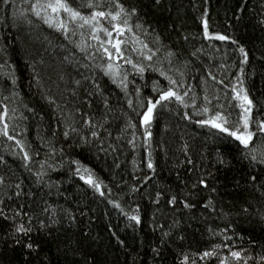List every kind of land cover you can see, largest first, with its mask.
Listing matches in <instances>:
<instances>
[{
    "label": "trees",
    "instance_id": "obj_1",
    "mask_svg": "<svg viewBox=\"0 0 264 264\" xmlns=\"http://www.w3.org/2000/svg\"><path fill=\"white\" fill-rule=\"evenodd\" d=\"M142 5L141 20L144 30L149 34H142L144 30L140 29L136 30V34L154 49L159 46L156 43V35L159 34L165 45L180 54V61L190 60L192 70L188 72L186 83L201 96L203 86L200 78L206 75L207 69L210 68L218 79L224 78L231 85L236 83V76L239 75L240 59L237 46L230 41L209 42L202 38L201 18L209 20L212 31L238 40L250 51V62L244 65L245 86L264 111V60L261 59L264 53V25L258 22L264 19V8L261 7L264 0H164L163 6L159 8L152 7L150 0H142ZM27 8L25 0H13L12 7L7 10L0 5V110L7 105L9 111L6 122L9 133L22 140L30 153L39 150L40 155L31 162L24 161L15 141L0 135V157H3V161H0V175L6 178L7 183L23 180L25 191L38 193L34 198L22 196L7 201L12 209L18 204L30 203L31 199L38 203L47 200L54 208L62 206L70 209L76 214L77 223L69 226L67 220H64L59 225H54L51 237L46 238L42 245L43 251L39 258H28L26 253H14L10 248L5 250L0 244V264H26V259L31 264H40L41 259H46L50 264H69L79 257L71 254L65 257L61 251L64 248L62 241L66 238L75 241L81 232L90 233L84 249L90 253L89 258L94 259V264H181L185 254L190 258L188 264H193V261L196 264H218L214 259L200 260L199 254L210 249L213 244L223 242L225 234L213 235L209 232V227L219 233L226 226L229 227L226 235L232 236L230 243L237 246L233 250L247 249L246 255L256 258L264 255V219H261L264 216V199L257 198L258 193H254L248 186L235 188L225 181V175L230 181L233 175L238 174L239 164L231 172L217 173L218 180L214 183L220 188V192L213 194L218 201L216 213L204 210L199 202L191 211L184 209L181 203H177L175 207L166 203L170 195L187 191L185 185L190 186L196 178V173L191 172L190 166L183 163L185 156L181 148L185 142L190 145V154L197 162V168L203 163L205 168L213 172L215 169L211 167V162L217 150L228 153L230 158L235 145L214 141L211 138L214 130L183 120L176 112V105L171 106L172 111L158 109L149 129L152 137L145 140L144 128L139 124L136 113L127 107L124 93L99 71L95 72L96 79L104 86V94L110 97L113 111L108 113V122L104 124V128L96 129L101 132L102 139L94 140L90 135L91 130L84 127L74 111L79 107L93 116L95 121L104 123L106 110L101 98L89 97L84 87L77 89L74 83L75 80L83 79L82 73L91 76L92 71L81 67L86 62L82 54L59 32L34 17L31 24L12 18L21 17V13ZM241 8L244 10L240 11ZM83 33V39L94 43L87 28ZM130 35L126 33L124 39L127 40ZM184 36H188L189 40L185 41ZM71 39L79 42V31ZM210 44L215 47H210ZM201 47L203 51L196 56L191 55ZM217 48L219 51H216ZM66 56L69 57L68 60H65ZM158 56L163 58V52L158 53ZM221 64L226 65V69L220 68ZM157 78V74L152 72H146L143 80L139 76L129 77L130 80H136V87L147 83L148 87L142 88L144 96L151 95V81ZM13 80L15 84L12 83ZM208 86L211 91V81ZM85 87L92 90L90 84L86 83ZM73 89L77 92L75 97L72 96ZM216 89L220 95L219 102L227 106L231 95L225 97L220 85H216ZM129 91H133L132 85L129 86ZM49 95L56 99L60 108L48 102L45 97ZM5 96L9 99L5 100ZM84 100H90L92 106L89 108L83 103ZM69 111L75 116V126L80 129V134L73 133L66 140L63 132L67 130V124L72 122ZM137 111L141 110L137 108ZM180 111L182 113L185 110ZM129 118L137 124L135 147L128 143L133 139L132 130L121 133ZM2 126L3 123L0 122V127ZM53 131L56 132L55 136L52 135ZM81 136H87L91 143L83 144ZM118 136L121 137L119 140ZM46 141H51L56 149L51 157L48 155ZM41 144L44 147H40ZM101 144L107 152L100 150ZM109 145L116 150L113 151ZM257 146L259 147V142ZM149 158L155 165V171L146 166ZM44 160L58 169H48L50 182L56 185L51 189V195H45L48 189L43 185L39 188L35 186L32 174L40 168L39 162ZM71 160H79L93 168L105 184L113 189V197L110 198L120 199L126 211L129 205H139L143 227L136 226L135 230L127 228L128 221L119 210L83 185L74 175L75 166L70 165ZM25 164L31 167L32 172ZM117 164L119 167H116ZM200 171L203 172L204 169ZM49 177H45V180H49ZM148 177L151 179H147ZM117 184L121 187L117 188ZM130 186L140 187V191L132 193ZM157 191L164 193L159 205L153 203ZM6 192L11 194L7 187H0V199L6 200ZM201 195L207 196L208 193ZM249 203L252 205L249 213H241V207ZM81 209L87 213L86 216L80 215ZM174 221L179 223L174 224ZM159 225L164 227L161 229ZM9 227L8 222L0 219V233ZM112 231L117 232L125 241V246L117 244L111 235ZM163 232H171V235L163 238L166 242L162 244ZM181 235L183 240L179 239ZM154 248L159 249V255L153 251ZM227 254L226 249L221 250V256ZM249 264H255V260H250Z\"/></svg>",
    "mask_w": 264,
    "mask_h": 264
},
{
    "label": "snow or ice",
    "instance_id": "obj_2",
    "mask_svg": "<svg viewBox=\"0 0 264 264\" xmlns=\"http://www.w3.org/2000/svg\"><path fill=\"white\" fill-rule=\"evenodd\" d=\"M25 2L28 4V8L21 13V17L13 16L12 18L14 20L21 19L22 22L31 24L33 22L32 17H34L59 32L65 40L74 44V48L82 54L86 62L81 67L92 71L91 76L82 73L83 79L75 80L74 83L77 89L84 87L89 97L98 96L101 98V103L106 110L104 123L95 121L93 116L83 112L79 107L75 108L74 111L80 117L84 127L91 130L90 135L94 140L102 139L101 132L96 129L104 128V124L108 122L106 119L108 113L113 111L110 97L104 94V86L96 79L95 72L99 71L103 77H106L124 93L127 107L136 113L139 117V124L144 128L145 140H150L152 137V132L149 129L158 109L172 111L171 106L176 105V112L181 115L183 120L202 128L207 127L214 130L211 137L214 141H219L221 144L235 145L230 158L228 153L217 150L211 162V167L215 169L213 172L205 168L203 163L197 168V162L190 154V145L185 142L181 148L185 156L183 163L190 166L191 172L196 173V178L192 180L190 186L185 185L187 191L170 195L166 200L168 205L175 207L177 203H181L184 209L191 211L197 207V202H199L204 210L216 213L218 201H216L213 194H219L220 192V188L214 183L218 180L217 173L231 172L237 169V164L240 165L238 174L233 175L230 181L229 177L225 175V181L230 182L235 188L248 186L254 193H258L257 198L264 199V111L251 97L248 88L245 86L244 65L250 62V51L241 45L238 40L232 39L226 34L212 31L209 20L204 17L201 18L202 38L209 42L230 41L237 46L236 51L240 57L239 75L236 76V83L227 84L224 78L218 79L209 68L206 70V75L200 78V83L203 86V95L201 96L195 93L193 88L186 83L188 72L192 70L190 60L180 61V54L172 50L170 46L165 45L159 34L156 35V43L159 46L155 49L136 34L137 29L144 30V23L141 20L142 0H134V2L133 0H25ZM12 3L13 0H0V5L5 10L12 7ZM163 3L164 0H150V5L155 8L162 7ZM261 7L264 8V5H261ZM243 10V8L240 9V11ZM258 22L264 25V19H260ZM85 28L88 29V35L94 43H89L88 40L83 39ZM78 31L81 39L76 42L71 37L76 36ZM126 33L131 34L127 40L124 39ZM142 34L148 35L149 33L144 30ZM183 39L188 41L189 37L184 36ZM192 39H196V37H192ZM209 46L215 47L213 44ZM201 51H203V47L197 48L191 55L196 56ZM216 51H219V49L217 48ZM161 52H163V58L158 56V53ZM68 59L69 57L66 56L65 60ZM261 59L264 60V53H262ZM125 65L129 67L126 68ZM219 67L226 69L227 66L221 64ZM146 72L156 73L158 77L151 81V95L148 96L142 94V88L148 87L147 83L141 87H136V80L129 79L130 76H139L143 80ZM209 81L212 82L211 91L208 86ZM12 83L15 84V80ZM86 83L91 85V91L85 87ZM130 85L133 86L132 92L129 91ZM216 85L222 86L225 97L231 95L227 106L219 102L220 95ZM76 95L77 92L73 89L72 96L75 97ZM130 97H134V99ZM45 98L50 104H56L57 108H60L55 98L50 95ZM4 99L7 100L9 97L5 96ZM83 103L89 108L92 106L90 100H84ZM137 108L141 111H137ZM181 109L185 111L181 113ZM187 109L192 111L189 112ZM8 111L7 105H4L0 110V122L3 123V126L0 127V135L10 141H15L23 154V160L31 162L34 157L40 155V152L37 150L30 153L22 140L16 139L14 135L9 133V125L6 122ZM13 111L15 110L13 109ZM61 111L63 110L61 109ZM68 115L71 117L72 122L67 124V130L63 132L66 140L73 133L80 134V129L75 126V116L71 111ZM136 128L137 124L129 118L125 123V127L121 129L122 134L129 129L132 130L133 139H130L128 143L133 147H135ZM52 135L55 136L56 132L53 131ZM108 135L110 136L111 133L109 132ZM120 138L118 136L117 140ZM81 142L83 144L91 143L87 136H81ZM257 142H259V147ZM46 143L49 149L48 155L51 157L55 154L56 149L51 141H46ZM40 147H44V144H41ZM109 147L113 151L116 150L112 145H109ZM100 150L107 152L102 144ZM60 151L63 152V149ZM149 157H151V153H149ZM0 161H3V157H0ZM39 163L40 168L35 172H32L31 167H28L27 164H25V167H28V170L35 177V186L39 188L43 185L48 189L45 195H51V189L56 185L50 182L48 169L51 171H58V169L53 164L48 163L47 160ZM45 165H47V168H45ZM70 165L75 166L73 169L74 175L79 178L83 185L98 193L114 209L119 210L121 215L128 221L127 228L135 230L136 226L143 227L144 221L139 205L135 207L129 205L126 211L120 199L110 198L113 197V189L105 184L93 168L84 165L79 160H71ZM146 166L149 170L155 171V165L150 158ZM116 167H119V165L117 164ZM200 169H204V171L201 172ZM45 177H49V180H45ZM136 179H139V177ZM147 179H151V177ZM147 179L145 183H147ZM23 185V180L7 183L6 178L0 175V187H7L11 190V194L5 193L6 200L0 199V219L8 222L10 226L8 230L0 233V244L3 245L5 250L10 248L14 253H26L28 258H39L40 253L43 251V243L46 242V238L51 237L53 226L59 225L64 220H67L69 226L75 225L77 216L70 209H65L62 206L54 208L47 200L38 203L37 200L31 199L30 203L18 204L15 209H12L7 201L14 198L19 199L22 196L34 198L38 195V193L32 191H25ZM116 187L119 188L121 185L117 184ZM57 191H59L58 188ZM130 191L132 193L139 192L140 187L130 186ZM204 192H207L208 195L202 196L201 194ZM163 196L162 191H157L153 203L159 205ZM251 207L252 205L249 203L247 206L241 207L240 212L249 213ZM29 208L32 210L28 211ZM223 214L229 215V213ZM80 215L86 216L87 213L81 209ZM261 219H264V216H261ZM153 220L155 221V217H153ZM178 223L179 221H174V224ZM163 227V225H159V228L162 229ZM208 230L213 235H225L222 243L213 244L210 249L200 253V260L211 261L214 259L218 261V264H249L250 260H255V264H264V255L256 258L246 255L247 249L233 250L237 246L230 243L232 236L226 235L229 232V227L226 226L219 233L210 227ZM35 233L41 235L37 236ZM111 235L118 245L125 246V241L120 238L117 232L112 231ZM170 235L171 232H163L161 243H165L166 240L163 238L170 237ZM89 239L90 233L81 232L75 241L71 238L62 241L64 248L61 251L65 257L69 254L73 257H79V259L71 260L69 264H94V259H90V253L84 249V244ZM179 239L183 240L184 237L181 235ZM222 249H226L228 254L221 256ZM153 251L159 255V249L154 248ZM189 259V256L185 254L181 264H188ZM26 264H31L30 260L26 259ZM40 264H50V262L41 259ZM193 264H196V262L193 261Z\"/></svg>",
    "mask_w": 264,
    "mask_h": 264
}]
</instances>
